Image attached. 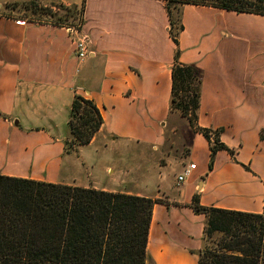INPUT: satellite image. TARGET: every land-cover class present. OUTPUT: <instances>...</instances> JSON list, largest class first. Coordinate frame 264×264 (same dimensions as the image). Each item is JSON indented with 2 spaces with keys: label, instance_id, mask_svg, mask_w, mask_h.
Instances as JSON below:
<instances>
[{
  "label": "crops",
  "instance_id": "obj_1",
  "mask_svg": "<svg viewBox=\"0 0 264 264\" xmlns=\"http://www.w3.org/2000/svg\"><path fill=\"white\" fill-rule=\"evenodd\" d=\"M19 1L0 0V175L75 186L40 172L65 163L61 127L67 128L70 103L79 95L103 119L79 153L96 139L100 153L119 144L160 152L163 165L136 176L127 190L112 183L92 187L158 201L147 264L197 263L205 218L190 207L194 195L202 207L262 213L264 16L182 7L177 61L201 72L197 126L210 130V139L219 131V142L232 152L218 151L208 170V142L169 111L175 46L162 1L85 0L76 31L1 13ZM38 3L79 6L81 0ZM82 37L89 55L80 60L74 42ZM189 164L195 169L177 183ZM109 170L114 177L117 169Z\"/></svg>",
  "mask_w": 264,
  "mask_h": 264
},
{
  "label": "trees",
  "instance_id": "obj_2",
  "mask_svg": "<svg viewBox=\"0 0 264 264\" xmlns=\"http://www.w3.org/2000/svg\"><path fill=\"white\" fill-rule=\"evenodd\" d=\"M175 46L171 67L169 111L184 118L209 144L208 170L218 151L232 152L218 140L219 131L197 126L201 72L178 63V38L185 5L237 14L264 16V0H160ZM85 0L79 6L43 7L36 0L6 3L3 9H31L51 20L33 21L77 30L83 25ZM78 9V12L76 11ZM22 20V19H21ZM103 124L93 101L74 95L67 129L70 141L88 145ZM261 138L262 135H261ZM212 140V141H211ZM65 149L69 147L64 143ZM156 200L0 175V264H147V236ZM190 207L205 218L203 247L196 264H264V202L261 214L202 207L198 196Z\"/></svg>",
  "mask_w": 264,
  "mask_h": 264
},
{
  "label": "rangeland",
  "instance_id": "obj_3",
  "mask_svg": "<svg viewBox=\"0 0 264 264\" xmlns=\"http://www.w3.org/2000/svg\"><path fill=\"white\" fill-rule=\"evenodd\" d=\"M36 1L39 5L38 0ZM76 11L78 12V9ZM1 13L27 21L51 20V18L45 15L33 13L31 9L22 10L21 8H17L16 10H11L8 8L1 11ZM66 23L73 30H77V28L72 26L77 24L76 19L75 21L69 19ZM61 133L62 135L60 136H65L63 144L65 142L69 144L68 148L65 149L64 147L63 153L66 157L63 158V162L65 161V163H63V166L53 169L49 168L47 171L40 172V176H44L46 179L67 184L72 183V185L79 187L87 186L89 188L109 186L108 183H112L116 185L117 191H125L130 184H133L136 176L152 172L157 165H163V160L160 158L158 150H148L141 147L133 149L132 146L127 147L126 145L119 144L118 148L111 146L100 153L101 149L99 148L101 145L98 139L95 140L94 145L90 148H83L82 152L79 153L78 149L80 146L71 143L66 126L61 127ZM105 143H110L109 137L105 138ZM111 166L117 169L114 177L109 170Z\"/></svg>",
  "mask_w": 264,
  "mask_h": 264
},
{
  "label": "built area",
  "instance_id": "obj_4",
  "mask_svg": "<svg viewBox=\"0 0 264 264\" xmlns=\"http://www.w3.org/2000/svg\"><path fill=\"white\" fill-rule=\"evenodd\" d=\"M69 30H73L72 28H68ZM74 52L77 59H85L89 55L88 43L85 37L77 38L74 42ZM195 169L194 164H189L186 166L180 175L177 176V183H181L185 177L189 176L191 172Z\"/></svg>",
  "mask_w": 264,
  "mask_h": 264
}]
</instances>
